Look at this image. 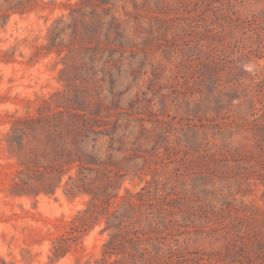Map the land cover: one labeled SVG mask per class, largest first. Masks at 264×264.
<instances>
[{
	"label": "rangeland",
	"instance_id": "1",
	"mask_svg": "<svg viewBox=\"0 0 264 264\" xmlns=\"http://www.w3.org/2000/svg\"><path fill=\"white\" fill-rule=\"evenodd\" d=\"M218 1L199 5L194 26L185 16L163 26L158 11L175 0H0V264H100L105 217L72 237L80 211L92 196L96 211L148 180L174 200L190 250L212 263L264 264V36L242 30L254 17L264 26V0H232L238 17L225 22L219 7L230 0ZM109 39L122 42L121 59L110 61ZM87 117L83 149L118 172L116 185L85 169L91 194L68 196V175L55 193L13 194L16 140L53 150L64 119ZM36 118L46 121L17 122ZM129 159L137 172L122 169Z\"/></svg>",
	"mask_w": 264,
	"mask_h": 264
},
{
	"label": "trees",
	"instance_id": "2",
	"mask_svg": "<svg viewBox=\"0 0 264 264\" xmlns=\"http://www.w3.org/2000/svg\"><path fill=\"white\" fill-rule=\"evenodd\" d=\"M82 3L84 1H81L78 7L73 9V12L82 10V7H84ZM202 3H204L205 7L207 5L210 8L219 3V1L175 0L174 5L168 4L167 6L165 4L163 9L158 11L159 24L169 26L172 20L185 16L187 18L185 21L186 25L194 26L196 24L194 22H197L198 18L201 17L197 13V8ZM195 5L197 7H194ZM219 8L222 9V14L219 16L221 22H225L227 19L228 21H234L238 17L235 2L232 0L224 7ZM93 12L97 13L96 11ZM162 14L165 16H162ZM249 20L251 22L246 23ZM83 21L86 25H90L87 19L84 18ZM220 21L218 20L217 22L219 26L221 24ZM242 23H240L243 25L242 30L248 32L247 36L255 41L262 40L264 26L260 25L261 22L257 20V17L247 19ZM240 24H237L236 27L239 28ZM111 26L115 27V25ZM93 28L96 29V26L94 25ZM92 33L96 34V31H92ZM243 39L248 38L245 37ZM121 43H116L109 39L108 52L110 61L122 58L123 47L119 46L122 45ZM208 72L215 77L219 76L215 68L209 67ZM65 112L60 110L58 114L63 116ZM72 115H76L75 112ZM84 120L85 122L80 124L79 121L64 119L62 122H65L66 127L63 131L57 132L59 143L55 144L53 150L47 149V146L42 148L29 147L26 149V134L16 140V144L12 146V152L19 158L20 169L11 186L13 194L33 193L38 195L41 192L47 194L55 193L64 175H68L64 188V192L68 196H76L85 192L91 194L93 190L86 183L88 177L85 169L99 173L100 178L105 176L107 186L116 183L115 176L118 175V172H114V168L105 160H100L97 152H87L83 149L88 144L90 132L93 131L92 118L87 117ZM43 121H46V119L36 118L17 122L36 127ZM115 121L117 122V120ZM67 133L70 137L69 139L66 137ZM27 150H29V154ZM108 158L106 160L110 161L112 155H109ZM101 165H105L104 169L100 167ZM121 165L122 169L126 171L134 170L137 172L138 170L137 164H133L130 159L128 163L123 161ZM72 167L78 168L76 175L70 173ZM33 175H49V179L46 181H41L42 178H40L41 180H36ZM149 186H151V182L148 180V187L145 185L137 192L126 188L121 200L113 202V200L108 199L98 205V210L96 211L92 209L96 204L95 198L92 196L88 202V207L79 213L78 219L80 223L72 227V237H77L78 233L92 228L95 223L105 217L106 224L103 227V231L109 232V238L104 244L103 255L98 260L100 264H232L231 262H222L224 259L212 263L210 259L190 250L188 242L190 231L188 227L180 224L172 216L174 200H168L167 197H156ZM114 203L116 205L112 207ZM63 239L60 238V240Z\"/></svg>",
	"mask_w": 264,
	"mask_h": 264
}]
</instances>
